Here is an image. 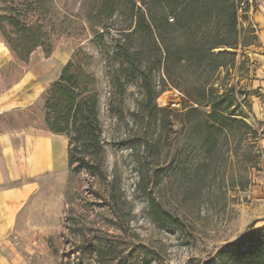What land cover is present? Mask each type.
Instances as JSON below:
<instances>
[{"label": "rangeland", "instance_id": "374dc122", "mask_svg": "<svg viewBox=\"0 0 264 264\" xmlns=\"http://www.w3.org/2000/svg\"><path fill=\"white\" fill-rule=\"evenodd\" d=\"M52 1L58 13L70 16L80 2ZM240 5V27L249 45L237 49L227 82L235 85V101L251 131L236 152L231 144L227 163L215 169L220 178L194 193L173 187L164 175L156 183L155 171L165 172L172 134L156 139L159 129L147 117L138 81L126 82L122 91L111 85L109 70L115 63L105 59L113 42L109 37L99 51L87 32L54 35L51 54L37 48L26 64L15 60L0 38V109H21L3 112L0 129L42 126L45 91L78 48L93 56L99 90L102 152L90 160L91 170L68 168L39 177V191L20 214L25 233L13 237L27 239L30 246L20 264H221L220 250L231 248L251 227L264 225V0H241ZM6 11L0 3V13ZM120 25L117 20L112 28ZM154 74L158 90L162 85ZM156 106L170 111L171 119L182 97L167 86ZM147 140L157 144L158 155L148 156ZM231 176L244 188L232 186ZM150 196L170 220L155 216Z\"/></svg>", "mask_w": 264, "mask_h": 264}, {"label": "trees", "instance_id": "16d2710c", "mask_svg": "<svg viewBox=\"0 0 264 264\" xmlns=\"http://www.w3.org/2000/svg\"><path fill=\"white\" fill-rule=\"evenodd\" d=\"M0 3L7 7L0 13V38L23 64L37 48L50 55L54 35L80 37L87 32L99 51L107 37L113 41L105 53V59L115 63L109 70L111 85L122 91L126 82L138 81L147 117L159 129L156 139L167 131L172 134L165 172L155 171L156 183L164 175L173 187L188 193L209 188L211 180L220 178L215 169L227 163L231 144L236 152L251 131L235 101V85L227 82L237 49L249 45L240 27L241 0H80L71 16L58 13L52 0ZM117 20L121 25L112 28ZM92 62L90 53L74 50L44 96L45 128L67 139L68 168L74 171L91 170L90 160L102 152ZM155 71L162 85L158 90ZM167 86L182 97L181 109L171 119L170 111L156 106ZM144 143L148 156L159 154L154 141ZM238 181L230 177L232 186L244 188ZM148 201L155 216L165 222L171 219L154 198ZM219 253L221 264H264V225L251 227Z\"/></svg>", "mask_w": 264, "mask_h": 264}, {"label": "crops", "instance_id": "0c3cea01", "mask_svg": "<svg viewBox=\"0 0 264 264\" xmlns=\"http://www.w3.org/2000/svg\"><path fill=\"white\" fill-rule=\"evenodd\" d=\"M264 89V79L261 80ZM20 106L0 109L20 111ZM42 126H12L0 129V264H20L22 251H29L20 214L40 189V178L68 170L67 139ZM264 199V192H261ZM23 242V243H21Z\"/></svg>", "mask_w": 264, "mask_h": 264}]
</instances>
